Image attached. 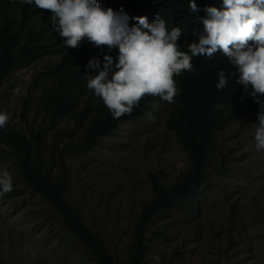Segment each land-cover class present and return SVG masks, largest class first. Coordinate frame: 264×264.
<instances>
[{
    "label": "rangeland",
    "instance_id": "rangeland-1",
    "mask_svg": "<svg viewBox=\"0 0 264 264\" xmlns=\"http://www.w3.org/2000/svg\"><path fill=\"white\" fill-rule=\"evenodd\" d=\"M62 49L58 45L55 53L11 72L0 89V111L7 112L8 122L27 138L42 132L47 163L57 162L62 153L67 202L101 237L112 258L123 263L137 219L153 194L148 174L158 173L169 187L189 171L190 161L165 127L170 106L162 101L146 111L154 119L145 112L122 122L87 152L66 149L84 139L103 103L82 79L85 94L80 103L90 94L93 98L86 121L80 128L74 115L51 121L45 107L56 97L53 87L60 84L50 73L60 63ZM257 112L234 118L212 135L197 201L163 211L151 221L145 231L144 264H264V157L256 152L253 139ZM0 168L10 171L14 181L13 190L0 195V264H93L59 214L25 186L9 148L2 145ZM53 174H61L58 162Z\"/></svg>",
    "mask_w": 264,
    "mask_h": 264
},
{
    "label": "trees",
    "instance_id": "trees-1",
    "mask_svg": "<svg viewBox=\"0 0 264 264\" xmlns=\"http://www.w3.org/2000/svg\"><path fill=\"white\" fill-rule=\"evenodd\" d=\"M205 2L213 3L212 0H195L198 11ZM98 3L114 11L122 7L127 14L138 7L136 11L145 10L142 16H146L150 23L159 13L169 31L176 27L181 29L179 42L182 45L193 40L194 29H200L192 21L198 17V11H190L189 0H98ZM133 23L130 20L129 26ZM62 40L58 33L52 31L51 14L47 10L37 9L23 3V0H0V89L11 72L28 67L46 54L55 53L58 45H63ZM61 53L60 63L50 73L60 85L53 87L52 93L56 97L49 101L45 110L52 122L74 115L80 128L92 111L90 105L93 100L90 94L85 103H80L85 94L81 90L85 64L92 57H102L103 47L96 48L82 41L76 49L63 46ZM111 54L115 56V51ZM193 65L194 72L175 78L179 93L173 103L148 96L140 101L139 107L131 115L119 119H114L104 105H101L105 107L104 110L98 105L99 115L89 123L84 139L77 145L66 146L73 152H87L94 148L99 138L110 135L120 123L134 121L143 115L153 102L162 101L170 106L165 127L173 132L182 146L189 158L190 169L169 187L159 181L158 173L148 174L153 194L137 219L129 257L123 263L112 258L101 237L85 225L78 209L67 202L65 193L69 182L62 153L56 158L61 174L54 176L57 162L54 159L46 162L42 132L33 133L27 138L23 131L9 122L5 129L0 130V145L9 148L25 186L39 194L59 214L64 227L80 243L93 264H144L147 250L145 231L151 221L163 211L197 201L211 153L212 135L221 131L234 118L251 116L258 107L242 86L234 81V84L229 81L223 90L216 88L217 73L221 69H232L221 53H216L211 59L194 58ZM27 102L29 106L31 102ZM24 114L25 111L21 115L23 119ZM50 153L53 156L54 151Z\"/></svg>",
    "mask_w": 264,
    "mask_h": 264
},
{
    "label": "clouds",
    "instance_id": "clouds-1",
    "mask_svg": "<svg viewBox=\"0 0 264 264\" xmlns=\"http://www.w3.org/2000/svg\"><path fill=\"white\" fill-rule=\"evenodd\" d=\"M212 2L198 11L195 0H189L190 11H198L192 21L200 29L182 45L180 28L169 31L159 13L150 23L138 7L127 14L122 7H102L98 0H23L51 14L52 31L63 38L66 49H76L82 41L103 47L102 57L89 59L82 76L114 119L131 115L148 96L173 103L179 93L175 78L195 71L194 58L221 53L232 69L217 73L216 88L223 90L234 81L258 105L251 115L258 109L253 139L256 152L264 157V0ZM145 115L154 119L152 112ZM9 119L0 111V130ZM13 184L10 171L0 168V195L12 191Z\"/></svg>",
    "mask_w": 264,
    "mask_h": 264
}]
</instances>
